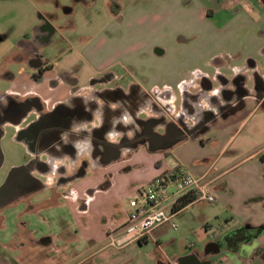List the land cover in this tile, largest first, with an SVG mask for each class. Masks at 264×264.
<instances>
[{
	"label": "crops",
	"instance_id": "obj_1",
	"mask_svg": "<svg viewBox=\"0 0 264 264\" xmlns=\"http://www.w3.org/2000/svg\"><path fill=\"white\" fill-rule=\"evenodd\" d=\"M21 2L0 0V81L8 80L13 86L8 91L0 90V100L6 95L21 93L15 84L22 77V65L32 70L18 44L24 34L17 24ZM162 2V6L147 13L142 9L143 0L122 1L112 13L111 21L93 39L85 41L75 55H67L68 64L61 70L72 72V68L79 64L77 58L81 60L82 49L94 54L112 42L111 54L116 61L123 60L124 55H131L133 65H142L143 68V80L137 79L127 90L136 85L148 96L164 93L166 99H170L166 102L173 104L171 115L183 112L186 103L197 106V109L211 107L216 111L208 96L220 89L233 92L245 89L248 96L233 93V101H225L229 105L235 104V99L242 101L238 116L230 115L168 148L166 155L176 156L173 166L162 162L161 156L166 157L160 154L163 151L147 149L158 154L152 159L154 169L147 177L150 180L179 165L188 168L185 164L187 144L199 141L215 148L206 155L199 154L201 161L194 163L193 170L188 169L208 181L217 194L216 201L226 206L224 223L211 235L201 221L192 230L193 240L180 245L173 239L165 241L169 243L163 246L160 240L170 221L136 242L120 247L113 245L112 236L116 237L122 230L130 212L129 200L141 196L139 191L147 181L137 176L126 178L121 173L124 168L118 170V166L114 167V163L120 161L115 158L97 169L87 170L69 184H56V189L46 183L54 196L49 204L60 205L58 200L62 198L74 213L71 222L63 224L62 242L56 243L54 235H46L32 242L31 246L12 243L20 251L0 252V264H158L160 259L166 264H185L176 258L195 251L192 264H264V0ZM157 26L168 36V42L145 34H151ZM139 30L143 35L136 37ZM172 34L178 39L170 36ZM139 54L142 58L137 62L136 55ZM110 60L100 62L99 69H107L112 63ZM48 65L50 69L44 74L46 79L61 71L51 61ZM31 72L26 74L29 79ZM76 75L79 85H85L81 83V76ZM203 80L210 82L209 89L204 88ZM60 85L51 91L44 86L38 93L41 100L51 106L46 97L50 94L52 105L65 101L70 96L71 87L64 84L62 89ZM179 95L180 105L177 103ZM192 95H199L197 103L192 101ZM161 100L160 104L165 103ZM167 120L172 119L169 116ZM142 148L139 146L134 150L131 158L136 159ZM156 160L160 162L158 166L154 165ZM94 171L100 173L90 182L87 174ZM56 195L58 199H55ZM195 202L201 200L195 199L190 204ZM190 204L173 211L170 220ZM241 228L262 230L245 240L240 234H233ZM209 245L215 248H209ZM143 248H146V254H141Z\"/></svg>",
	"mask_w": 264,
	"mask_h": 264
},
{
	"label": "flooded vegetation",
	"instance_id": "obj_2",
	"mask_svg": "<svg viewBox=\"0 0 264 264\" xmlns=\"http://www.w3.org/2000/svg\"><path fill=\"white\" fill-rule=\"evenodd\" d=\"M115 1L118 0H106L111 14L116 12L118 6ZM50 17V14H40L39 22L24 31L18 44L24 51V59L32 68V84H45L48 91H51L59 87L61 82L66 83L71 87L70 96L65 101L48 106L41 100L39 91L33 87L17 95H6L0 100V122L7 120L5 124L19 126L16 142L22 143L27 152V157L18 165L19 168L6 176L8 186L13 187L16 193L8 203L29 200L34 192L47 188L49 185L43 182V178L53 176L58 185L69 184L87 170L97 169L117 156L129 154L139 146L167 151L175 142L195 131L208 129L230 115L238 116L242 98L241 102L235 99V104L231 105L225 101L232 102L233 93L240 94L241 97L248 96V92L242 88L235 92L220 89L207 97L215 105L216 111L211 107L197 109L188 105L175 116V120L168 122L164 120L163 113L172 112V106L167 105L165 110L155 105L158 115L147 120L134 119L133 92L137 88L127 91L120 88L95 89L96 84L110 81L114 76L112 73H104L98 78L90 77L85 85H79L74 70L76 68H72V72L61 70L55 77L44 78L45 72L50 69L44 49L51 46L59 49L63 44L59 39L55 43L58 36L64 43L67 42V38L61 33L63 30L56 28L50 22ZM64 54V51L58 54L57 59ZM203 86L209 89L211 84L203 80ZM103 95L120 96V99L108 104L103 102ZM198 96H191L193 102H198ZM155 97L163 99L166 95L155 93ZM219 97L222 100H217ZM122 111L126 113L124 119L130 115L132 120L120 119ZM185 111H194L190 114L194 117L191 125L188 124ZM32 114L33 118L29 123L22 125ZM214 232L215 230L211 235ZM215 241L222 245L219 240ZM209 246L215 248L214 245ZM195 255L196 251L176 259L180 263L192 264ZM158 264L166 262L160 259Z\"/></svg>",
	"mask_w": 264,
	"mask_h": 264
},
{
	"label": "rangeland",
	"instance_id": "obj_3",
	"mask_svg": "<svg viewBox=\"0 0 264 264\" xmlns=\"http://www.w3.org/2000/svg\"><path fill=\"white\" fill-rule=\"evenodd\" d=\"M122 1L125 0H118L115 2L116 4H120ZM162 1L164 0H143L142 9L148 13V10L157 8L159 5L162 6ZM21 4V9L17 15V24L20 26V31L24 32L26 29L29 30L30 27L36 25L39 22L38 20L40 14L52 15V17L49 19L50 22L56 28H61L63 30L61 33L67 38V42L64 43L63 40L59 38L58 33L56 35L58 38L55 40V43L59 39L61 40L60 43L63 45H61L59 49L56 46L46 47L44 49L48 62L51 61L54 63L57 70H61L63 67L67 66V55H75V52L78 53L80 49L83 48V43L93 39L97 33L111 21L112 18V14L109 12L106 0H22ZM183 6L186 5L183 4ZM0 9H2L1 6ZM167 33L168 32H166V34ZM145 34L149 35L155 40H164V42L169 41L168 36L163 33V30L159 29V26H157V29L154 32H151V34ZM142 35L143 32L141 30L135 33L136 37H140ZM170 36L174 37L175 40L178 39L176 35L172 34ZM85 50L87 49H82L83 54L80 57L81 60L77 58V62L79 61V64L76 69H74L75 73L81 76V83H88L90 76L98 78L104 73L108 72L112 73L114 78L110 81H107V83L96 84L95 89L101 90L103 88L120 87L127 91L128 86L137 79L143 80L142 65H133L132 62L134 58L131 55H124L123 60L118 59L117 61L116 58L112 57V42L103 48H99L94 54L91 52H89V54L88 51ZM63 51L65 54L60 56L55 61L54 58H57L58 54L62 53ZM141 58L142 54L136 55L135 61L140 62ZM83 59H86L87 61H84ZM109 59L112 60H110V62L113 64L110 63L107 69L101 71V69H99V63L104 61L109 62ZM135 61L134 64L137 63ZM95 68L96 71H93ZM21 71L22 77L15 84V88L18 91L23 93L25 89L33 87H35V89L38 91H43L45 84H38L37 86L33 85L30 79L26 77L27 72L32 71L30 68H26L24 65H22ZM64 84L67 85L66 83H63L60 85V88H65ZM12 87L13 86L10 81H0V90H2V92L3 90L8 91ZM133 94L135 106L133 111L134 114H132V116H134V119L138 118L147 120L154 115H158V113H156L157 111L155 110L157 107L165 109V107L168 105V107L172 106L173 111V104L166 102L170 100L169 98L166 99V97H164L163 100H161V98L158 97H153L150 95L148 96L138 87L137 91H134ZM48 95L50 94L46 95L49 100L47 103L49 102L48 104L52 105V100L50 97L51 95ZM119 99L120 96L109 97L103 95L104 103H114ZM159 100L165 103L160 104ZM217 100L222 99L219 97ZM177 103L178 105L181 104L180 95L177 98ZM185 106H188L187 103ZM189 106H191V104H189ZM194 107L197 108V106ZM191 113L186 112V118L189 125H191V122L194 121L193 115H190ZM163 114L162 115L164 116L165 121L171 122L172 120H175L176 114L171 115L170 111H167L166 113L164 112ZM123 116H126L125 111L121 112L120 119L122 118L124 121L132 120L130 115H127L126 119H124ZM169 116L172 120H167V117ZM32 118L33 114L30 115L22 125H27ZM3 129L4 135L1 138L0 145L4 159L2 166L0 167V185L3 183L10 169L12 167L18 166L27 157L25 146L22 143L16 142L14 140L19 130V126L6 123L3 126ZM199 131L201 130L195 131L194 134L199 133ZM147 149L148 148L146 146H143V148L138 151L136 159L131 158V156L134 154L133 150L127 155H120L118 157L120 161L114 163V167L118 166L116 167L118 170L124 168L121 170V173L126 176V178L137 176L138 178H141V180H147V177L154 169L152 159L156 158L155 156L158 155L157 153L149 152ZM213 149L215 148H212V146H209V144L203 145L199 141L193 142V144H187V153L184 151V153L187 154V161L185 162L186 166H188L190 170H193L194 163L201 161V158H198L199 154L206 155ZM136 150L137 148H135V151ZM160 154L166 155L167 151H163ZM177 156L180 158V152H178ZM175 157L176 156L172 157V155H166L165 159L164 156H161V159L162 162H166L169 166H173L176 160ZM159 163V160H156L154 165L158 166ZM127 168H129V170H126ZM99 173L100 172L98 171L88 173L87 176L90 182L95 180L96 174ZM43 180L45 183L50 184L51 187H54V189L58 187L56 186L57 179L53 176L43 178ZM150 180H147L145 183ZM51 187L39 189L31 195L29 200H18L13 203H8L4 207L0 208V252L9 250L20 251V249H16L12 243L21 242L31 246L32 242L35 243L40 240L42 236L46 235H54V237H56L55 240L58 241L56 243L62 242L60 235L63 224L68 222L70 223L72 218H74V213L68 206L67 202L62 198L58 200L59 203H61L60 205L49 204V201H51L54 197L52 195ZM58 198L59 196L56 195L55 199ZM226 214V206L222 204L221 201H216L213 203L206 201L192 203L186 207L177 217L174 216V218L170 220V224H168L169 226L166 232L161 234L160 240L162 241L163 246H165V244L168 245L169 242L165 243V241L168 240L175 239V241L178 242L177 245L188 242L189 240H193L192 238L194 233L192 230L197 226L196 224L201 221H203V225H205L212 233L217 227H219L220 224L224 223ZM80 242L82 243V241ZM77 245L79 246L80 243H77ZM22 248H24V246L21 247V249ZM145 249L146 248H143L141 250V254H146Z\"/></svg>",
	"mask_w": 264,
	"mask_h": 264
},
{
	"label": "built area",
	"instance_id": "obj_4",
	"mask_svg": "<svg viewBox=\"0 0 264 264\" xmlns=\"http://www.w3.org/2000/svg\"><path fill=\"white\" fill-rule=\"evenodd\" d=\"M139 192L140 198L134 197L128 202L130 212L122 230L116 237L110 233L113 245L120 247L136 242L169 222L176 201L188 192L195 193L196 200L213 203L217 199L211 184L183 165L154 177Z\"/></svg>",
	"mask_w": 264,
	"mask_h": 264
},
{
	"label": "water",
	"instance_id": "obj_5",
	"mask_svg": "<svg viewBox=\"0 0 264 264\" xmlns=\"http://www.w3.org/2000/svg\"><path fill=\"white\" fill-rule=\"evenodd\" d=\"M5 122H7V120L0 122V142H1V138L4 135L3 126H4ZM14 140L17 141L16 138H14ZM118 157L119 156H117L115 158H118ZM3 159H4V156H3L1 145H0V167L2 166ZM18 168H19V166L12 167L10 169V171L8 172V175L13 173L14 171H16ZM15 195H16V193H15L14 188L11 186H8L7 178H6L5 181L0 185V208L4 207L6 204H8V201L10 200V198L14 197Z\"/></svg>",
	"mask_w": 264,
	"mask_h": 264
},
{
	"label": "trees",
	"instance_id": "obj_6",
	"mask_svg": "<svg viewBox=\"0 0 264 264\" xmlns=\"http://www.w3.org/2000/svg\"><path fill=\"white\" fill-rule=\"evenodd\" d=\"M132 89L137 88L136 85L131 87ZM162 174V173H161ZM196 199V195L193 192H188L182 195L175 203L174 210H179L186 205L190 204ZM261 228H241L233 232V234H240L245 240L261 233Z\"/></svg>",
	"mask_w": 264,
	"mask_h": 264
}]
</instances>
